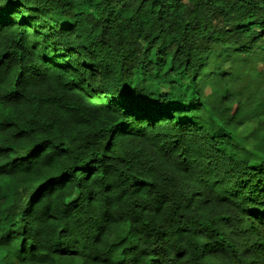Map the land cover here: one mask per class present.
<instances>
[{
	"label": "trees",
	"instance_id": "trees-1",
	"mask_svg": "<svg viewBox=\"0 0 264 264\" xmlns=\"http://www.w3.org/2000/svg\"><path fill=\"white\" fill-rule=\"evenodd\" d=\"M0 264H264V0H0Z\"/></svg>",
	"mask_w": 264,
	"mask_h": 264
}]
</instances>
